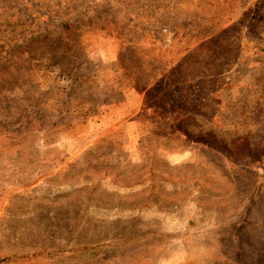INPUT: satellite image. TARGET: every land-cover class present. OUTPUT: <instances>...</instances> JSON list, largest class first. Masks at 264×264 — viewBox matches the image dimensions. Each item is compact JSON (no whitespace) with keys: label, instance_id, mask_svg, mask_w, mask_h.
<instances>
[{"label":"rangeland","instance_id":"1","mask_svg":"<svg viewBox=\"0 0 264 264\" xmlns=\"http://www.w3.org/2000/svg\"><path fill=\"white\" fill-rule=\"evenodd\" d=\"M0 264H264V0H0Z\"/></svg>","mask_w":264,"mask_h":264},{"label":"trees","instance_id":"2","mask_svg":"<svg viewBox=\"0 0 264 264\" xmlns=\"http://www.w3.org/2000/svg\"><path fill=\"white\" fill-rule=\"evenodd\" d=\"M68 27V26H67Z\"/></svg>","mask_w":264,"mask_h":264}]
</instances>
